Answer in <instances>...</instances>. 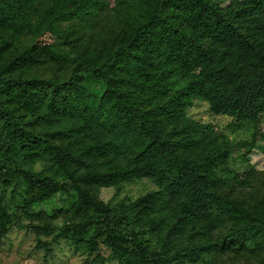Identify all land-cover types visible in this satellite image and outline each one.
<instances>
[{"label": "trees", "instance_id": "trees-1", "mask_svg": "<svg viewBox=\"0 0 264 264\" xmlns=\"http://www.w3.org/2000/svg\"><path fill=\"white\" fill-rule=\"evenodd\" d=\"M94 2L50 0L40 9L41 22L32 23L26 10L31 0H0V22L18 18L37 34L19 54L32 64L57 38V22L82 15ZM136 12L135 21L80 64L104 83L100 97L83 96L78 72L71 76L74 90H68L63 101L56 98L60 84L50 79L18 75L5 80V93L0 94V163L14 166L9 177L0 172V184L8 185L10 177L22 180L28 193L25 206L48 200L65 185L21 165L46 157L77 193L78 221L64 224L59 234L81 240L89 252L98 250L103 235L113 255L133 254L109 227L110 209L82 183L116 184L138 176L151 177L159 190L138 197L124 211H146L166 198L174 201L176 221L162 246L184 220L203 235L220 226L228 228L214 243L187 245L180 254L191 259L208 247L243 252L264 245V231L252 209L220 189L216 170L227 163L234 145L212 133L209 124L185 116L192 97L206 101L213 113L240 122H256L264 115V0H234L226 10L213 0H140ZM41 89L52 95L38 118L52 123L58 114L80 115L85 122L81 128L92 131L87 151L94 156L115 153L121 161L109 170L72 169L65 149L31 128L10 104L18 102L33 111L43 99ZM9 221L0 201V235ZM48 230L44 225L35 231Z\"/></svg>", "mask_w": 264, "mask_h": 264}, {"label": "rangeland", "instance_id": "rangeland-1", "mask_svg": "<svg viewBox=\"0 0 264 264\" xmlns=\"http://www.w3.org/2000/svg\"><path fill=\"white\" fill-rule=\"evenodd\" d=\"M213 1L225 10L234 4V0ZM139 2L95 0L82 15L57 22V38L50 49L32 64L23 62L19 54L34 41L37 34L24 27L18 18L0 22V94L3 96L5 93L6 79L20 75L47 78L60 84L56 98L63 101L67 91L74 90L71 76L78 72L81 73L78 85L83 96L100 97L104 83L90 76L80 64L83 59L99 53L108 41L138 18L136 8ZM31 3L26 10L31 22L39 23L40 9L49 5L50 0H31ZM16 9H22L21 2ZM16 55L18 57L11 61ZM38 93L43 99L38 105L34 104L33 111L21 107L18 102L10 104L29 120L31 128L65 149L72 169L77 172L90 168L109 170L121 161L122 157L115 153L94 156L87 151L92 131L81 128L85 122L80 115L58 114L52 123L38 118L39 113L48 109L46 101L52 92L41 89ZM185 116L198 124H209L212 133H219L234 145L227 163L219 165L216 170L222 180L220 189L243 199L252 209L257 225L264 231V115L256 122H240L230 116L213 113L206 101L192 97ZM21 165L52 176L65 186L64 190L56 192L48 200L25 206L24 199L28 193L22 180L10 177L8 185L0 184V201L10 216L6 232L0 235V264H264V245L243 252H219L208 247L209 251L200 252L194 259L182 255L187 245L204 240L216 242L227 231V226L211 229L203 235L190 221L184 220L177 233L174 236L169 234L166 246H162L166 231L176 221L172 199L166 198L146 211L140 208L124 211L138 197L159 190V186L148 176L116 184L82 183L110 209L109 227L124 239L133 254L113 255L103 242V235L98 238L97 251H86L81 240L59 234L64 224L78 221L74 213L76 191L46 157ZM13 166L0 163V172L9 177ZM44 225L49 230L36 233V227ZM92 230L85 234L84 239Z\"/></svg>", "mask_w": 264, "mask_h": 264}]
</instances>
